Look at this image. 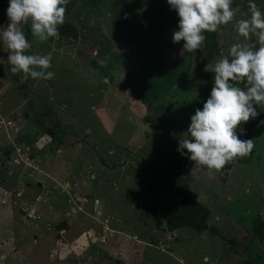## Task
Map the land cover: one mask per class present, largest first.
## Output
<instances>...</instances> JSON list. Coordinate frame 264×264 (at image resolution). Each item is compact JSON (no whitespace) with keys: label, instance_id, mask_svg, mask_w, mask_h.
<instances>
[{"label":"rangeland","instance_id":"rangeland-1","mask_svg":"<svg viewBox=\"0 0 264 264\" xmlns=\"http://www.w3.org/2000/svg\"><path fill=\"white\" fill-rule=\"evenodd\" d=\"M248 5L233 0L213 62L255 42L234 27ZM8 6L0 0V26ZM64 23L70 34L39 45L25 27L28 54L52 55L50 80L13 74L0 45V264H264V106L236 130L254 140L250 154L191 173L177 149L213 88L204 43L180 55L167 0H68ZM156 54L190 67L188 81L150 96L138 79ZM183 185L204 229L168 228L181 218L171 211L186 218Z\"/></svg>","mask_w":264,"mask_h":264},{"label":"clouds","instance_id":"clouds-1","mask_svg":"<svg viewBox=\"0 0 264 264\" xmlns=\"http://www.w3.org/2000/svg\"><path fill=\"white\" fill-rule=\"evenodd\" d=\"M67 3L68 0H9L7 23L0 26V45L7 50L13 74L33 80L53 78L50 53L28 54L33 44L27 39L25 27L38 45L58 38ZM167 4L179 16L172 39L174 44L184 42L181 56L198 51L206 32H217L236 16L233 0H167ZM248 7L249 18L236 20L234 27L243 41L255 37V42L233 43L228 55L205 66L204 71L213 74L214 86L203 109L196 110L179 140L178 152L194 163L191 173L206 169L214 175L235 158L250 154L254 147V140H241L236 131L258 115L257 106H264V12L252 0Z\"/></svg>","mask_w":264,"mask_h":264},{"label":"trees","instance_id":"trees-1","mask_svg":"<svg viewBox=\"0 0 264 264\" xmlns=\"http://www.w3.org/2000/svg\"><path fill=\"white\" fill-rule=\"evenodd\" d=\"M94 4L98 5L103 0H92ZM122 11H118L117 13V22L116 25H121V13ZM73 30V27L66 25L65 23L60 26L59 29V37L62 34H70V32ZM206 39L204 41V50L206 52V62L213 63L214 56L217 54V42H216V33L212 32H206L205 33ZM58 37V38H59ZM188 66H174L171 62H167L164 58L161 57V55H154L146 63V66L144 70L142 71L143 75L140 77V80L138 79L139 88L141 87L142 92H145L146 90H150L149 93L150 96H156L159 95V93L170 90L174 85L177 83H180L182 80L188 81ZM111 75L108 74L104 77V82L106 84L110 83ZM207 79L212 83L214 86V77L213 74L210 72H207ZM140 100L146 99L145 95H139L137 93L136 95ZM249 126V123L246 124V127ZM246 130V129H245ZM247 134V132H245ZM245 134V135H246ZM186 160L189 161L190 159L185 156ZM177 197L182 200V207L185 209V215L186 218H183V211H171L170 217L171 218H180V222L176 225H170L168 228L170 230H174L177 227H186L191 224H197L199 225L200 229H204L205 225L202 224V222L199 220L198 213L195 211L194 213L191 204L188 202L189 194L188 189L184 185L178 186L175 190ZM215 233V231H212Z\"/></svg>","mask_w":264,"mask_h":264}]
</instances>
